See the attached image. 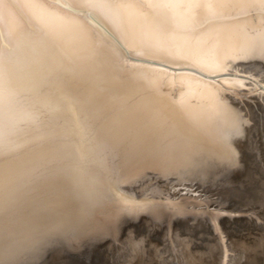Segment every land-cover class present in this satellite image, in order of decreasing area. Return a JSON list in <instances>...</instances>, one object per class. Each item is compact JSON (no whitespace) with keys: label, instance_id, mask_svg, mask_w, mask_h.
<instances>
[{"label":"bare ground","instance_id":"6f19581e","mask_svg":"<svg viewBox=\"0 0 264 264\" xmlns=\"http://www.w3.org/2000/svg\"><path fill=\"white\" fill-rule=\"evenodd\" d=\"M145 2L166 30L127 9L62 30L61 45L87 71L43 104L63 143L79 142L83 87L101 143L84 140L89 163L67 178L58 171L66 150L53 141L52 172L6 187L0 264H264V0ZM9 47L23 105L6 120L31 107L48 55L30 41ZM20 155L21 172L34 166ZM105 156L134 178L118 183ZM146 195L151 205L128 215L121 199L136 208Z\"/></svg>","mask_w":264,"mask_h":264},{"label":"snow or ice","instance_id":"6c2138e0","mask_svg":"<svg viewBox=\"0 0 264 264\" xmlns=\"http://www.w3.org/2000/svg\"><path fill=\"white\" fill-rule=\"evenodd\" d=\"M170 2L158 0L157 6L167 7ZM151 7L145 0H27L25 3H21V0H0V229L5 223L6 187L14 189L17 175L31 176L53 171V161L45 158L51 142H61L60 147L66 150L62 159L63 166L58 171L67 178L82 174L89 163V155L81 150L84 140L97 145L101 143L97 135L102 131L103 124L93 122L91 101L83 87L77 90V100L81 107L75 115L79 142L74 141L71 145L63 143L65 138L51 125L49 113L43 104L50 97L52 87L72 81L77 71L82 74L87 71L86 66L80 64L61 45L62 30L68 26L78 27L80 20L88 23L99 22L100 19L111 21L113 14L120 9H127L130 15L142 17L146 21L151 20L152 32L166 30V22L159 21L155 14L149 12ZM13 14L18 18L17 26L15 29L6 28L5 21ZM21 41H30L47 48L48 55L41 61L46 73L45 82L30 89L36 98L31 107L24 108L19 118L6 120V111L15 112L17 105H23L17 88L15 49L9 47L10 43ZM58 48L61 49L59 53ZM29 132L32 134L28 135ZM22 152L32 154L31 162L34 163L33 167L24 172L20 171L23 166ZM226 161L232 168L239 167L238 160L230 156L226 157ZM104 162L109 174L118 178V183L134 178L124 175L125 166L117 163L116 157H113L110 166L107 156ZM112 191L115 193L118 190L113 188ZM151 203L148 195L143 204H138L136 208L126 198L121 199V204L130 216H135L137 211H145ZM0 247H3L2 240Z\"/></svg>","mask_w":264,"mask_h":264},{"label":"water","instance_id":"95a60500","mask_svg":"<svg viewBox=\"0 0 264 264\" xmlns=\"http://www.w3.org/2000/svg\"><path fill=\"white\" fill-rule=\"evenodd\" d=\"M144 195H142V196H140V197H143ZM247 213H249V211H247ZM256 221V220H255ZM257 222V221H256ZM258 223V222H257ZM256 234H258V233H262V232H260V231H258V232H255ZM216 236V235H215ZM229 240L226 242V243H224V241H222L221 242V244L223 245V247L225 248V247H228L229 246ZM164 243H168V241L166 240V242H164ZM226 244V245H225ZM226 249H229V248H225L224 250L226 251ZM227 252V251H226ZM225 252V253H226ZM227 256L228 257H230V256H233V253H231L230 251H228V254H227ZM228 259V261H229V258H227Z\"/></svg>","mask_w":264,"mask_h":264}]
</instances>
